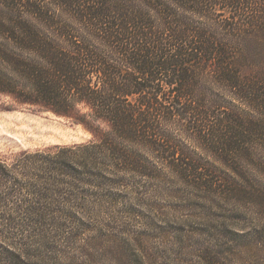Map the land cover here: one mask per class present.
<instances>
[{"label": "trees", "instance_id": "obj_1", "mask_svg": "<svg viewBox=\"0 0 264 264\" xmlns=\"http://www.w3.org/2000/svg\"><path fill=\"white\" fill-rule=\"evenodd\" d=\"M0 94L92 135L0 155V241L70 246L179 178L263 250L264 0H10Z\"/></svg>", "mask_w": 264, "mask_h": 264}, {"label": "rangeland", "instance_id": "obj_2", "mask_svg": "<svg viewBox=\"0 0 264 264\" xmlns=\"http://www.w3.org/2000/svg\"><path fill=\"white\" fill-rule=\"evenodd\" d=\"M9 1L0 0V8ZM91 136L81 124L0 94V155L81 142ZM145 187L150 196L135 200L130 194L136 214L122 213L110 220L111 227L83 232L70 246L58 238L53 247L21 250L0 241V264H208L211 252L219 258L224 254L229 264H264V248L239 251V233L255 230L253 216L243 220L225 214L205 187L179 178Z\"/></svg>", "mask_w": 264, "mask_h": 264}]
</instances>
